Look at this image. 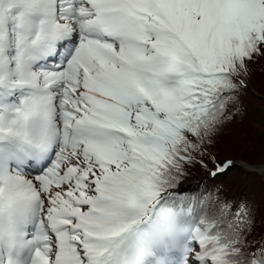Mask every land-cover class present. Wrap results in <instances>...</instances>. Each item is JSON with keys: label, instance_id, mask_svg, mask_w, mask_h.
Instances as JSON below:
<instances>
[{"label": "snow or ice", "instance_id": "obj_1", "mask_svg": "<svg viewBox=\"0 0 264 264\" xmlns=\"http://www.w3.org/2000/svg\"><path fill=\"white\" fill-rule=\"evenodd\" d=\"M259 57L264 0H0V264H264V209L181 191L256 171L214 149Z\"/></svg>", "mask_w": 264, "mask_h": 264}, {"label": "rangeland", "instance_id": "obj_2", "mask_svg": "<svg viewBox=\"0 0 264 264\" xmlns=\"http://www.w3.org/2000/svg\"><path fill=\"white\" fill-rule=\"evenodd\" d=\"M261 61L264 60H258L257 62L260 63ZM254 77L255 74H251V81L254 80V86L262 89V96L257 97L248 95L246 92L243 93V101L248 97L246 112L250 118L247 120L248 123L244 120L240 132L239 125H237L234 127L231 136L223 138L227 142L218 146L220 159L231 158L237 163H248L242 160V157L252 161V157L264 158V73L255 77V79ZM253 165L256 166V171L248 172L240 168H233L226 176L216 179L214 183H223L228 195L235 199L242 197L249 199L260 210L264 209V174H262L264 172V161ZM257 219H260L259 211Z\"/></svg>", "mask_w": 264, "mask_h": 264}, {"label": "trees", "instance_id": "obj_3", "mask_svg": "<svg viewBox=\"0 0 264 264\" xmlns=\"http://www.w3.org/2000/svg\"><path fill=\"white\" fill-rule=\"evenodd\" d=\"M258 60H264V58L259 57L257 59V61ZM257 61L255 64L250 65V67L253 69L252 74L254 73L255 77L264 73V61H261L260 63H258ZM255 77H254V79H255ZM254 83H255L254 80L251 81V76H250V78L247 81L248 87L245 90V92L248 93V95L250 94L251 96L261 97L263 91H262V89L254 86ZM253 89H254V91H253ZM252 91H253V93H252ZM254 93H257V94L255 95ZM247 99H248V97H247ZM247 99L244 101L242 100V104H243V116H242V118L237 117L236 120L233 121V123L229 124L224 129L223 134L218 138V142L215 146L214 151L218 152L219 151L218 146H220L221 144H225L227 142V140L223 139V138H227V137L231 136L232 133L234 132V127L239 125L238 129L240 132L242 130L243 125H244V120H246V122L248 123L247 120H249L250 117L248 116V114L246 112V108H247V104H248ZM252 159H253V161L242 157V160H245L246 162H248L250 164H257V163L264 161V158L257 159V158L252 157ZM190 172H191V175L189 176L188 180L183 183V186L181 188V191L184 193L199 191V190H202L204 185L211 186L214 183V181H211V180H202L201 179V177H204L207 175H206V172H204L203 169H201L199 166L191 168ZM216 185H219V186H222L225 188L223 183H218ZM257 224H258V231H259L260 230L259 229L260 219H257Z\"/></svg>", "mask_w": 264, "mask_h": 264}]
</instances>
